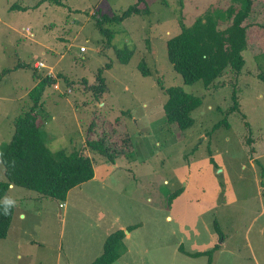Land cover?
<instances>
[{
  "label": "rangeland",
  "instance_id": "374dc122",
  "mask_svg": "<svg viewBox=\"0 0 264 264\" xmlns=\"http://www.w3.org/2000/svg\"><path fill=\"white\" fill-rule=\"evenodd\" d=\"M232 1L0 0V144L16 130L14 119L31 108L35 75H52L57 81L39 113L51 150L99 140V149L108 148L115 160L85 148L95 180L71 188L64 201L10 188L5 200L16 207L0 240V264H70L74 258L84 264L108 233L136 223L131 243L148 252H134L132 259L129 251V264H170L153 251L179 241L185 250L208 251L222 242L220 231L219 249L202 256L177 253L172 264H264V81L258 78L264 62L251 47L244 51L245 74L229 70L204 87L200 80L184 83L166 53V39L180 30L178 15L190 24ZM255 1L264 15V0ZM132 3L143 11L121 22L103 20ZM125 48L134 55L122 63L118 55ZM141 60L147 75L138 69ZM36 61L45 65L37 68ZM169 86L201 98L187 129L165 119ZM234 94L239 105L232 111ZM80 250L90 252L81 256Z\"/></svg>",
  "mask_w": 264,
  "mask_h": 264
},
{
  "label": "trees",
  "instance_id": "16d2710c",
  "mask_svg": "<svg viewBox=\"0 0 264 264\" xmlns=\"http://www.w3.org/2000/svg\"><path fill=\"white\" fill-rule=\"evenodd\" d=\"M54 1L58 5H64L62 0ZM256 2L257 0L255 4ZM256 9V14L253 15ZM141 11L143 9L139 3H132L122 13L103 14V20L121 22L126 16ZM262 14L261 7L253 6V0H233L232 4L224 8L208 9L190 24H186L182 15H178L180 30L169 36L165 42L167 58L186 84L200 80L204 87H209L229 70L236 71L240 77L245 74V50L252 47L253 55L258 57L259 63L264 62V33L256 30L257 25L264 26ZM97 25L102 32L110 33V28L102 25V19H98ZM256 42H259L261 47L256 45ZM133 55L132 49L125 48L119 51L118 57L122 63H126ZM258 67L262 69L261 65ZM138 69L143 75L149 74L144 60L138 63ZM99 70L101 72V69ZM35 77L39 81L29 91L31 108L14 119L16 130L8 141L0 144V161L5 175V179L0 180V240L7 237L13 216V208L9 215H5L3 211L5 195L11 188L10 185L64 201L71 188L89 181L94 176L92 159L83 153L85 148L98 150L113 163L115 161L111 153H106L108 148L99 149V140H87L85 145L71 151L63 148L51 150L47 143L46 131L39 121V113L43 109L47 88L55 84L57 79L52 75ZM258 78L264 81L261 71ZM99 80L100 84L104 83L101 76ZM165 93L167 99L163 109L166 121L176 124L181 130L190 127L193 121L191 112L201 104V98L184 91L180 86H169L165 88ZM239 96H233L237 104L233 106L232 111L238 108ZM223 123L216 124V129ZM226 124H229L228 121ZM178 192L170 194L169 198ZM220 234L222 236V231ZM123 237L122 229L112 231L104 241L103 252L90 264H109L113 261L116 257L115 248Z\"/></svg>",
  "mask_w": 264,
  "mask_h": 264
},
{
  "label": "crops",
  "instance_id": "0c3cea01",
  "mask_svg": "<svg viewBox=\"0 0 264 264\" xmlns=\"http://www.w3.org/2000/svg\"><path fill=\"white\" fill-rule=\"evenodd\" d=\"M221 78L222 77H220L219 79H221ZM38 81L39 80L37 79L36 80V84H37ZM28 95H29V92H28ZM240 105H241V103H240ZM240 110L241 111H244L242 107H241ZM249 122L251 123V121H249ZM91 180H95V179L92 178L89 181H91ZM10 187H11V189L14 188V186H12V185H10ZM185 191H186L185 189H182L180 191V193L181 192L182 193H185ZM174 199H176V197H174ZM167 210H169V206H168ZM165 214H166L165 218H171L172 217V215L168 211ZM139 225H140L139 223H136V224H133V225H129L128 224V225L123 226V227H118L119 229H122L124 231V237L120 240L119 245L115 248L116 257L109 264H129V262L127 261V255L129 254V251L131 252L132 259H133L134 252H136V253H139V252H145V253H147L148 252L147 248H142L141 245L138 246V245H134L133 243H131L132 236H133L132 231H135L136 228ZM110 234L111 233H108L107 236H106V238H103L101 240V247L95 252L96 254H93L91 256V258H88L87 262H85L84 264H90L93 260H95L97 257L100 256V254L103 252L104 241H106L107 237ZM7 235H8V233H7ZM219 236H220V239L219 240H221L222 241L221 243H223L224 242L223 235L221 236V234L219 233ZM182 238H184V235H182ZM216 242L212 246V249H214V250L219 249V247L221 246V243L219 244L218 242L217 243ZM182 245L183 244L181 243V241H179L178 242V246H176V247H174V246L173 247L166 246L165 248H162V252L158 251V249H154L152 256L153 257L156 256V257H160V258H168L171 261L170 264H172V261H173L174 258H176L177 253L180 256L181 255H186V254L187 255L189 254V255H192V256H202V255H205V254L206 255L209 254L210 253V250H212V249H210L208 251H203L204 249L196 248V250H194V251H188V250H185L182 247ZM122 247H123V249H122ZM94 248H96V247H94ZM87 252H90V251H88V250H86V251L80 250L79 255L84 256V255L87 254ZM77 263H78L77 259L74 258L73 263H70V264H77Z\"/></svg>",
  "mask_w": 264,
  "mask_h": 264
},
{
  "label": "clouds",
  "instance_id": "9594fccd",
  "mask_svg": "<svg viewBox=\"0 0 264 264\" xmlns=\"http://www.w3.org/2000/svg\"><path fill=\"white\" fill-rule=\"evenodd\" d=\"M0 155H2V154H0ZM13 207H16V201H14V200L8 198V199L6 200V202L3 204V211H4V214H5V215H9L10 212H11V209H12Z\"/></svg>",
  "mask_w": 264,
  "mask_h": 264
},
{
  "label": "built area",
  "instance_id": "2783aa9c",
  "mask_svg": "<svg viewBox=\"0 0 264 264\" xmlns=\"http://www.w3.org/2000/svg\"><path fill=\"white\" fill-rule=\"evenodd\" d=\"M80 49L81 50H83L84 49V46H80ZM45 64H44V62L43 61H36L35 62V66L37 67V68H40V67H42V66H44ZM61 205V204H60Z\"/></svg>",
  "mask_w": 264,
  "mask_h": 264
}]
</instances>
